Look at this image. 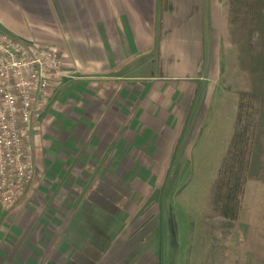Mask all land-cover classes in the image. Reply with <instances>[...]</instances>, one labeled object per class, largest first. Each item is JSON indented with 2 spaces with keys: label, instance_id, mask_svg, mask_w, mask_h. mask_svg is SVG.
I'll list each match as a JSON object with an SVG mask.
<instances>
[{
  "label": "crops",
  "instance_id": "obj_1",
  "mask_svg": "<svg viewBox=\"0 0 264 264\" xmlns=\"http://www.w3.org/2000/svg\"><path fill=\"white\" fill-rule=\"evenodd\" d=\"M41 2L20 25L0 18V30L53 46L71 77L33 129L38 177L0 210L11 236L0 227V264H137L126 258L140 252L144 239L130 242L153 218L145 207L155 204L156 175L170 170L176 142L217 85L221 46H231L225 0ZM148 64L157 72L144 74ZM27 205L42 212L31 217Z\"/></svg>",
  "mask_w": 264,
  "mask_h": 264
},
{
  "label": "rangeland",
  "instance_id": "obj_2",
  "mask_svg": "<svg viewBox=\"0 0 264 264\" xmlns=\"http://www.w3.org/2000/svg\"><path fill=\"white\" fill-rule=\"evenodd\" d=\"M15 1L0 0V18L10 23L9 17L16 16L13 24L20 25L25 17L27 21L31 17V11L27 10L33 0H23L22 7ZM41 3V0H36V4ZM39 13V21H45L44 8H40ZM6 33L22 41L16 35ZM221 55L217 85L208 87L204 107L192 118L193 123L188 125L183 140L176 142L172 155L175 159L170 170L156 175L158 186L151 188L155 198L147 201H154L155 204L150 202L145 207L148 213L152 211L153 218L130 242L137 244L144 239L139 245L140 252H132L137 253L134 259L129 258L130 253L127 261L137 258L141 264H264V183H247L239 221L228 233L209 198L219 161L231 136L236 92L245 86L243 75L234 66V49L224 42ZM161 64L158 66L159 73ZM144 72L153 74L157 71L152 64H148ZM199 94L196 92L194 99ZM188 137H191L190 141ZM186 143L189 144L185 149ZM184 149L188 157H184L185 154L176 156ZM38 209L27 205L23 213L32 217L42 212ZM3 229L1 227L3 239L11 237L10 231ZM36 229L40 230L39 227ZM39 245H42L41 241ZM34 251H37L36 248ZM17 262H22L19 256Z\"/></svg>",
  "mask_w": 264,
  "mask_h": 264
},
{
  "label": "trees",
  "instance_id": "obj_3",
  "mask_svg": "<svg viewBox=\"0 0 264 264\" xmlns=\"http://www.w3.org/2000/svg\"><path fill=\"white\" fill-rule=\"evenodd\" d=\"M225 5L234 66L245 81L236 92L231 136L209 193L228 233L240 218L247 183H264V0H225ZM133 232L128 225L121 237Z\"/></svg>",
  "mask_w": 264,
  "mask_h": 264
},
{
  "label": "built area",
  "instance_id": "obj_4",
  "mask_svg": "<svg viewBox=\"0 0 264 264\" xmlns=\"http://www.w3.org/2000/svg\"><path fill=\"white\" fill-rule=\"evenodd\" d=\"M65 72L50 45L25 42L0 30V210L10 211L39 173L33 129Z\"/></svg>",
  "mask_w": 264,
  "mask_h": 264
}]
</instances>
